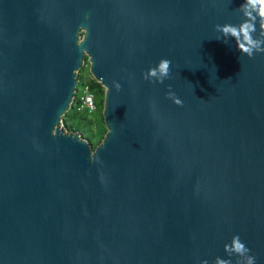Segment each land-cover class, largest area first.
<instances>
[{"label":"water","instance_id":"water-1","mask_svg":"<svg viewBox=\"0 0 264 264\" xmlns=\"http://www.w3.org/2000/svg\"><path fill=\"white\" fill-rule=\"evenodd\" d=\"M242 3L0 0V264H264V53L215 28ZM84 64L96 145L62 124Z\"/></svg>","mask_w":264,"mask_h":264},{"label":"clouds","instance_id":"clouds-1","mask_svg":"<svg viewBox=\"0 0 264 264\" xmlns=\"http://www.w3.org/2000/svg\"><path fill=\"white\" fill-rule=\"evenodd\" d=\"M238 11L243 16L239 24L216 25V31L222 34L225 43L228 42L229 37L234 39L240 53L249 58L258 53H264V31H257V22L264 26V0H243ZM170 65L169 59L162 58L155 67H150L143 73V78L150 82L163 83L169 78ZM114 87L119 91L121 85L114 82ZM167 95L174 103L182 105V101L174 93L169 91ZM224 251L229 257L233 255L238 257L236 264H255L256 257L249 254L250 249L241 241L239 235L233 236L231 242L224 245ZM201 264H209V262L204 260ZM213 264H233V262L231 259L217 257Z\"/></svg>","mask_w":264,"mask_h":264},{"label":"trees","instance_id":"trees-1","mask_svg":"<svg viewBox=\"0 0 264 264\" xmlns=\"http://www.w3.org/2000/svg\"><path fill=\"white\" fill-rule=\"evenodd\" d=\"M76 76L78 82L74 97L69 108L62 116V124L65 130L77 131L90 143L96 145L101 140L106 130L102 116L104 89L100 82L89 73L87 64L82 65L81 68L78 69ZM84 85H87L89 90L93 93L95 103V109L93 111H89L82 106L80 94Z\"/></svg>","mask_w":264,"mask_h":264},{"label":"built area","instance_id":"built-area-1","mask_svg":"<svg viewBox=\"0 0 264 264\" xmlns=\"http://www.w3.org/2000/svg\"><path fill=\"white\" fill-rule=\"evenodd\" d=\"M80 100L82 106L87 108L89 111H93L95 109L94 96L87 85H84V87L82 88Z\"/></svg>","mask_w":264,"mask_h":264},{"label":"rangeland","instance_id":"rangeland-1","mask_svg":"<svg viewBox=\"0 0 264 264\" xmlns=\"http://www.w3.org/2000/svg\"><path fill=\"white\" fill-rule=\"evenodd\" d=\"M94 115V114H93Z\"/></svg>","mask_w":264,"mask_h":264}]
</instances>
